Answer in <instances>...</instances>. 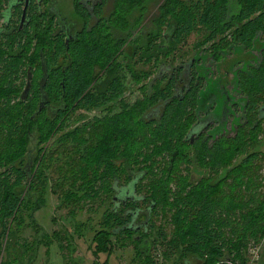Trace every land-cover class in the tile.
I'll use <instances>...</instances> for the list:
<instances>
[{
    "label": "trees",
    "instance_id": "trees-1",
    "mask_svg": "<svg viewBox=\"0 0 264 264\" xmlns=\"http://www.w3.org/2000/svg\"><path fill=\"white\" fill-rule=\"evenodd\" d=\"M152 1L115 0L114 29L126 34L134 46L126 64L122 49L126 40L118 37L114 51L106 43L104 54L100 45L80 46L73 58H63L60 49L53 48L59 42L52 41L46 55L44 28H34L36 37L28 34L29 26L20 29L16 0H0V19L6 15L15 22L14 31L12 26L6 30V23L0 26L1 264H34L39 248L53 243L47 242V229L36 216L47 206L50 183L56 192L63 190V203L79 204V210L98 199L102 207L108 205L104 216L112 229L110 240L116 236L127 240L124 245L135 243L143 264H154L152 249L158 245L165 260L177 252L181 264H251L248 251L262 245L264 0H159L158 14L147 19ZM194 33L201 34L197 51L217 62L232 47H241L242 53L260 50L258 67L237 72L238 86L248 99L243 105L246 122L237 124L235 136L222 135L227 120L223 117L194 143L189 137L194 127L207 121L205 103L217 113V95L227 100L218 81L215 93L207 95L212 82L208 69L203 67L202 72L197 67L196 56L181 62L176 58V65H151L145 75L149 82L143 87L149 88L148 97L139 105L118 112L106 106L126 105L118 99L122 70L132 71L134 62L150 64L168 57ZM91 36L93 41L100 38ZM101 64L97 78L105 74V88L97 94L95 79L88 74ZM44 65L47 103L40 109ZM30 69L31 88L24 100ZM151 70L155 74L150 80ZM102 107L105 115L86 120L79 114L77 120L83 117L82 123L63 132L76 110ZM42 142L48 147H41ZM53 148L57 149L48 154ZM183 163L191 165L192 172L202 173L201 179L183 175L179 168ZM160 209L172 214L176 225L172 235L155 223ZM33 225H40L42 233L35 232L31 240L24 234ZM106 248L99 251H111Z\"/></svg>",
    "mask_w": 264,
    "mask_h": 264
},
{
    "label": "rangeland",
    "instance_id": "rangeland-1",
    "mask_svg": "<svg viewBox=\"0 0 264 264\" xmlns=\"http://www.w3.org/2000/svg\"><path fill=\"white\" fill-rule=\"evenodd\" d=\"M159 0H153L149 5V11L147 13V19L152 18L156 14H158V9L160 5ZM6 19V22L9 23L10 18L2 17ZM3 22V21H2ZM201 38V34L197 33L192 34L189 36L185 42L179 45V47L175 48V53H171L168 57H160L161 60L157 62L153 60L150 64L146 62H134L132 63V71L129 70H122L120 73V78L122 79L123 86L120 88V94L118 95V99H122L126 105L118 104V107H114L112 103H106V106L110 109H117V112L120 111L123 107L133 108L135 105H139L140 102H143L148 97L149 88L147 87L144 89V85L149 82L145 79L146 70H150L151 65H158L162 62L165 63H175L176 65V58L179 62L182 60H189L192 57L197 58V67L202 68V72L204 71L205 67L208 69V81L212 82V85L208 91L207 95L214 94L215 89L218 86V83H223L226 87V90L229 91V94L234 98L236 105L231 106V112L229 117H227L226 125L222 130V135H228L229 137H233L236 134L237 124H243L246 122L244 116V108L242 103L248 99L247 96L242 92V89L238 86L237 81V72L239 70H248L252 67H258L261 63V54L259 49H253L251 52L242 51L241 47H232L228 49V51L224 52L223 58L221 61L217 62L212 55H209L206 52L197 51L198 40ZM198 41V42H197ZM26 43V41H23ZM195 47V48H194ZM35 48V47H33ZM127 50L129 51L130 57L124 59V63H128L131 61L134 46H128ZM244 50V49H243ZM250 53H252L250 55ZM123 59V58H122ZM156 62V64H155ZM30 65L26 68L28 70ZM103 66L100 65V69L102 70ZM153 73L147 79H152L155 74L154 70H151ZM98 70L90 71L88 75H91L95 79L94 82V92L99 93L101 89H104L105 85V74L100 78H97ZM150 79V80H151ZM27 78H25L26 82ZM22 92H20L21 94ZM221 95H217L219 97L216 112L220 113L223 106V101H221ZM121 101V100H120ZM210 103H205V106H209ZM230 107V105H229ZM212 109H210L211 112ZM76 114H72L71 118L69 119L68 123H66L63 132H68L70 128H74L75 125H79L82 123V118L85 117L86 120L90 119L93 120L97 116H103L107 113L105 107L96 108L92 111H87L83 108L76 110ZM206 108L203 110V115L205 114ZM79 114H82L83 117L79 118ZM205 117V116H204ZM214 126H216L214 124ZM261 142L262 147H264V134L261 133ZM39 145V144H38ZM51 145V143H49ZM41 147L47 148V143L42 142L40 144ZM52 147V146H50ZM57 148H53L49 150L48 154H53ZM55 154V153H54ZM56 157V154L53 156ZM181 170H183V175H188L192 180L199 181L201 179L202 173L192 172L191 165L181 164L179 166ZM3 170V169H2ZM188 172H187V171ZM191 171V173H189ZM58 175H56V178ZM47 190V206L44 209H41L37 213V221L39 224L47 229V233L49 234V240L47 242H52L50 245H43L39 248L37 260L34 264H143V258L140 257L137 249L135 248V243H127V240L124 241L122 237L118 239L116 236H112L110 240V231L112 230L108 223L105 222L104 211L108 208V205L102 207L101 200L98 199L93 204L88 202L87 204L83 205V209L79 210L80 205L74 204L70 202L69 204H65L62 201V195L60 192L55 191V186L50 185L48 186ZM118 196L115 197V201H118ZM110 200V198H109ZM72 203V204H71ZM85 203V202H84ZM79 205V206H78ZM113 205H111L112 207ZM75 216L73 218L72 216ZM159 218L155 221L158 229L164 228V232L166 231L167 234L172 235V230L175 228V224L172 223L170 212H164L163 210L158 211ZM17 226H23L16 224ZM14 225V227L16 226ZM40 225H37L32 229L29 227L24 234L28 239H33L35 232L37 235L42 233V228ZM57 231L56 233H54ZM68 231V232H67ZM67 232L66 235H63ZM61 234L60 237H63L64 242V249L60 248L59 242L61 243V239L57 234ZM99 234L97 238V242L95 241V236ZM69 236V238H68ZM155 239V235L151 234V238ZM139 238V237H138ZM48 239V237H47ZM121 239V240H120ZM25 240V239H23ZM46 242V239L45 241ZM72 243L69 247L67 245ZM109 247L111 251H99ZM255 246V245H254ZM33 248L32 246H30ZM261 247L260 256L258 259H253L250 257L251 264H264V241ZM165 246L163 247L164 250ZM98 249V250H97ZM107 249V248H106ZM161 245L158 247H154L152 249V260L154 264H181L180 258L178 253H173L170 259H166L161 253ZM250 250L248 251V256ZM162 254V255H161ZM184 261V260H183ZM2 262L0 261V264ZM183 264V262H182Z\"/></svg>",
    "mask_w": 264,
    "mask_h": 264
},
{
    "label": "flooded vegetation",
    "instance_id": "flooded-vegetation-1",
    "mask_svg": "<svg viewBox=\"0 0 264 264\" xmlns=\"http://www.w3.org/2000/svg\"><path fill=\"white\" fill-rule=\"evenodd\" d=\"M14 6H16L14 7L15 12H21L19 22H17L20 29L25 30L26 26H29L28 34L31 32L32 36L36 37L38 35L34 33V28L38 25L44 28L43 38L46 50L43 52L46 51V55L47 48L49 51L52 48L50 44L52 41L54 43L59 42V46L54 45L53 48L60 49L59 53L63 58H73V54L77 52L80 46L87 48L91 45L96 47L100 45L98 48L104 54L106 43L108 48L111 47L114 51V38L118 37L120 38L119 41L121 38L126 40V45L122 49L125 55L130 57L127 50V47L130 46L128 36L120 34L119 31L116 32L112 22L115 15V0H29L28 4L27 0H16ZM32 20L34 21L31 24ZM10 21L9 24L6 19L2 18V20L0 19V26L2 23H6L3 27L9 30L12 26L10 29L14 31L15 22L13 19ZM92 34L100 36V41L97 40L98 43L92 40ZM42 58H45L43 53ZM45 69L44 65V71ZM99 69V66H95V70L101 72Z\"/></svg>",
    "mask_w": 264,
    "mask_h": 264
},
{
    "label": "water",
    "instance_id": "water-1",
    "mask_svg": "<svg viewBox=\"0 0 264 264\" xmlns=\"http://www.w3.org/2000/svg\"><path fill=\"white\" fill-rule=\"evenodd\" d=\"M28 3H29V0H27V4ZM10 7L12 9L13 8V5H11ZM31 78H32V71L30 69L28 83H27V86H26V88H25V90H24V92L22 94V98L24 100H26L27 97H28V95H29V91H30V88H31ZM46 80H47V68L45 69V76L42 79L41 87H40L41 93H42V98H41V102H40V109H43L45 107L46 103H47V97H46L45 92H44V86H45ZM223 88L225 90V95L227 97V100H226V102L224 100L221 112L220 113H215L213 111V109L210 112V109L213 107V105H212V107L211 106L210 107L209 106H205L207 108V111H205V114L207 115V118H206L207 121L206 122L204 121L201 125L199 124L197 126L198 128L197 127H194L193 128L192 132L189 135V137L191 138L192 143H194L195 139L197 137H199L200 134H202L209 127V125H211L212 123H216L217 122L216 120H218L219 118L222 119L223 117L224 118L225 117L226 118L229 117L231 111L230 110H229V112L228 111H224V107H228L230 109L231 106L234 105V104H236V103L234 101V98L229 94V91L226 90V87L224 86ZM244 104L245 103H242V106ZM229 105H230V107H229ZM214 106H215V104H214ZM213 113L216 115V117L215 116H212V115H214Z\"/></svg>",
    "mask_w": 264,
    "mask_h": 264
},
{
    "label": "built area",
    "instance_id": "built-area-1",
    "mask_svg": "<svg viewBox=\"0 0 264 264\" xmlns=\"http://www.w3.org/2000/svg\"><path fill=\"white\" fill-rule=\"evenodd\" d=\"M260 250H261L260 245L252 246V247L250 248V252H249L250 257H252L253 259H258L259 256H260V252H261ZM232 264H233V263H232Z\"/></svg>",
    "mask_w": 264,
    "mask_h": 264
},
{
    "label": "bare ground",
    "instance_id": "bare-ground-1",
    "mask_svg": "<svg viewBox=\"0 0 264 264\" xmlns=\"http://www.w3.org/2000/svg\"><path fill=\"white\" fill-rule=\"evenodd\" d=\"M58 79V78H57Z\"/></svg>",
    "mask_w": 264,
    "mask_h": 264
}]
</instances>
